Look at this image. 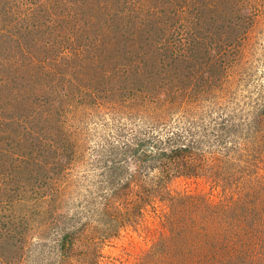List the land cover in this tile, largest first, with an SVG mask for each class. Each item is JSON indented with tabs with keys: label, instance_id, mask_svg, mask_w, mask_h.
I'll use <instances>...</instances> for the list:
<instances>
[{
	"label": "rangeland",
	"instance_id": "obj_1",
	"mask_svg": "<svg viewBox=\"0 0 264 264\" xmlns=\"http://www.w3.org/2000/svg\"><path fill=\"white\" fill-rule=\"evenodd\" d=\"M0 264H264V0H0Z\"/></svg>",
	"mask_w": 264,
	"mask_h": 264
},
{
	"label": "trees",
	"instance_id": "obj_2",
	"mask_svg": "<svg viewBox=\"0 0 264 264\" xmlns=\"http://www.w3.org/2000/svg\"><path fill=\"white\" fill-rule=\"evenodd\" d=\"M112 34H113V32H112ZM102 42H104V40L102 41ZM129 42H127L126 40L125 41H123V40H118V41H116L113 45H114V47H111V44L109 45L110 47H108V48H110V52H112V53H114V55L112 54V53H110L111 54V57H112V60H113V62H114V65H113V67L115 68V73L116 74H118L122 79H124V77H126L127 76V74L125 73L124 74V71H123V73H120L119 71H118V67H124L125 65L123 64V61H124V59H126L125 57H123V56H121L123 53H121V51L122 50H125V52L127 51V48H129V47H131L130 46V44H128ZM103 44V43H102ZM151 44L152 45H155V43L153 42V40H151ZM193 48H194V44H193ZM116 53V54H115ZM133 53H134V50H133ZM137 54L140 56V57H135V59L136 60H134L133 61V63L134 64H136V65H138V67L140 66V65H142L143 63H144V61H145V59H147L148 57H149V53L148 52H144L143 50H141V49H137ZM148 56V57H147ZM129 66H130V64H129ZM114 79H116V78H114ZM116 81V80H115ZM178 153H177V155L179 154V155H184V154H186L187 152H189V151H187L186 149L185 150H180V151H177ZM64 239L66 240V239H68V236L67 235H65L64 236ZM64 240V241H65ZM64 241H62V243H63V246H65L66 244H65V242Z\"/></svg>",
	"mask_w": 264,
	"mask_h": 264
}]
</instances>
